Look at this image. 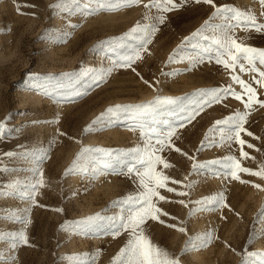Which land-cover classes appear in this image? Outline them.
<instances>
[{
  "label": "rangeland",
  "instance_id": "obj_1",
  "mask_svg": "<svg viewBox=\"0 0 264 264\" xmlns=\"http://www.w3.org/2000/svg\"><path fill=\"white\" fill-rule=\"evenodd\" d=\"M57 2L0 0V123L6 129L0 137V236L4 237L0 264H113L129 237L127 232L115 236L108 232L107 218L121 215L113 202L139 191L136 174H126L124 166L115 172L102 166L86 174L65 175V171L84 147L110 150L112 157L104 159H119L131 166L132 150L148 145L149 137L151 145L159 148L156 140L170 130L175 134L157 155L172 166L157 165V171L170 177L168 187L175 191L159 190L166 199L158 201V207L168 215L160 216L163 223L147 221L145 234L178 257L180 264H242L244 259L260 264V256L246 254L264 253V178L240 173L241 180L247 181L241 183L226 177L222 165L194 171L193 164L224 161L228 156L241 159L240 145L221 143L219 131L212 132L208 141L205 137L216 121L243 112V103L228 95L201 109L198 105L207 96L199 93L229 85L242 93L241 86L231 80L234 74L256 88L260 100H264V87L254 82L255 73H241L238 68L233 72L218 64L210 40L185 38L205 21L221 24L222 18H212L216 7L250 10L264 23V5L259 0H213L214 7L189 0L163 13L145 8L150 0H143L119 11L89 14L80 9L59 12L50 7ZM85 6L98 7L82 0L80 8ZM159 15L165 16L162 24L156 19ZM137 23H152L158 30L141 50V58L129 65L119 59L130 54L121 45L136 41L121 38ZM230 34L245 45L264 49V31L235 27ZM204 35L216 33L206 30ZM197 42L199 47H194ZM209 47L212 50L205 52ZM198 58L203 62L193 66ZM29 74L47 78L39 83L50 95L29 90ZM165 97L176 103L160 105L147 116L135 107ZM117 105L127 110L85 133L101 113ZM190 113L194 118L189 122ZM150 128L158 135H152ZM245 128L253 136L242 132L240 138L255 147L245 144L243 150L254 159H242L241 164L258 170L264 165V108L254 105ZM202 141L213 146L198 151ZM39 173L42 186L37 184ZM181 192L187 194L178 195ZM219 194L224 198L220 203L208 199ZM193 209L199 210L189 217ZM97 213L105 218L95 222L99 231L75 223ZM179 227L186 232L177 231ZM20 233L27 243L19 239ZM205 233L211 234L206 245L195 241V247L183 251L190 237Z\"/></svg>",
  "mask_w": 264,
  "mask_h": 264
},
{
  "label": "snow or ice",
  "instance_id": "obj_2",
  "mask_svg": "<svg viewBox=\"0 0 264 264\" xmlns=\"http://www.w3.org/2000/svg\"><path fill=\"white\" fill-rule=\"evenodd\" d=\"M88 3H95L98 5L97 8L87 9L80 8L82 0H58V2L50 7L59 10V12L71 13L76 9L81 11L92 13L99 11H119L123 7H129L132 5H138L143 2V0H87ZM189 2V0H180V3H176L175 0H150L148 4H145V8H156L157 10L166 13L173 11L181 7L184 3ZM196 3H205L213 5V0H195ZM261 5H264V0H259ZM19 7V6H18ZM231 14V15H228ZM220 17L223 22L221 24L215 25L210 23V21H205V24L197 32L193 33L191 37H186V40H196L197 38L203 40H210L213 45H215L216 51V62L222 64L226 69H230L233 72L238 68L241 73L252 72L256 75L253 76L254 82L260 87H264V49H257L248 45H245L242 41H238L234 35L230 34L235 27H242L245 30L254 29L257 32L264 31V23H259L257 17L250 10H241L235 7H216L212 18ZM210 18V20L212 19ZM146 19H151L146 17ZM158 23H164L165 16L159 15L157 18ZM235 22V23H231ZM155 24L149 23L141 25L137 23L124 37L121 38L122 42H126L129 38L136 41L135 44L122 43V47L125 48L130 54L122 55L119 57L120 60L127 62L129 65L135 60L140 59L141 50H145L146 45L151 42V39L155 32L157 31ZM206 30H212L216 35L209 37L205 36L204 32ZM139 34V35H134ZM194 47H199L197 42ZM212 49L205 48L204 51L208 52ZM226 57V58H225ZM174 56H170L169 60L172 61ZM203 62V58H198L193 62L195 63ZM258 77V78H257ZM47 79L45 77L34 76L29 74L26 82V87L29 90L38 89L43 95L48 96L50 93L47 88H45L40 81ZM231 80L239 84L242 93L235 92L231 85L223 89H210L199 93L201 97L207 96V99L203 101L202 104L198 105L199 108L203 106H210L212 103H219L226 96L231 95L236 100L241 101L244 105V111H236L234 114L224 118L223 120H218L213 125L212 129H209V133L206 134L205 141H208L209 136L214 131H219L220 142L225 141H235L241 147L240 158L236 159L233 156H228L224 161L214 160L205 162L203 164H193V170L206 169L212 165H222L223 174L226 177H230L233 180H238L241 183H247V181L241 180L240 173L249 174L264 178V165H260L258 170H253L248 167H243L241 164L242 159H254L250 157L249 153L244 151L243 148L245 144L249 149L255 146L251 143H247L245 140L241 139V133L244 132L248 136L252 137L253 133L245 128L248 117L252 111H254V105H259L264 108V100H260L257 95V90L250 83L241 79L239 75H232ZM245 97L247 99L245 100ZM176 100L173 98H157L154 102L135 106L140 110L141 114L144 116L150 115L158 106L160 105H170L175 104ZM125 106L117 105L115 108H109L104 113H101L99 117L96 118L85 129V133L96 130L97 125H102L106 118L117 115L121 111H126ZM196 115L199 113L196 112ZM194 118L193 114H189L187 119L189 122ZM183 126V124H181ZM143 128V125H141ZM6 129L2 123H0V137H3ZM152 135H158L154 128L148 130ZM174 131H168L166 136L156 140V143L160 145L159 148H155L151 145V137H149V144L144 148H136L132 150V160L131 166L119 159H104V157H112V152L107 149L102 148H91L84 147L77 154L76 158L73 160L72 164L65 171V175H70L73 173L86 174L93 169H98L102 166L104 169L115 172L118 168L122 166L127 168L126 174L135 173L138 178V188L139 191L135 195H128L121 198L118 201L113 202L114 205L121 208V215L118 218H107L110 220V224L107 227V231L111 232L112 235H118L120 232L128 233V240L126 241L124 247H122L113 259V264H180L178 257H173L166 249L156 245L153 241L145 234L144 226L147 221H160L161 215H168L163 212V210L158 207V201H164L166 198L160 195V189H166L169 192L175 191L173 188L168 187V181L170 177L164 174L163 171H157V165H162L164 169L170 168L172 165L168 163L161 156L157 155V152L163 151L166 142H170L171 137L174 135ZM142 135H146L142 132ZM259 139V137H254ZM201 142V148L213 146V142L205 143ZM180 151V149H175ZM259 151V149H256ZM7 155H12L8 153ZM184 155H187L184 153ZM43 157H41L42 159ZM192 159V157H189ZM219 174V173H214ZM39 180L37 184L43 185V175L39 173ZM172 183H179V181H172ZM33 190L36 185H33ZM191 187V185H188ZM253 187L261 188L259 184H254ZM3 193H0L2 195ZM187 193H178V195H186ZM214 203H220L223 201V194H219L216 197L208 198ZM183 204V201H179ZM199 203V202H197ZM187 206V205H185ZM227 206V205H225ZM199 209H193L189 212V217H191L195 211ZM105 219L99 213L95 216L88 217L84 221L75 222L78 226L84 225L88 231L93 230V226L99 231V226L95 225L96 221ZM163 223V221H160ZM168 227L175 228V225H167ZM64 227V226H62ZM177 231L186 232L183 227L176 228ZM19 239L24 243H27V238L24 233L18 234ZM0 236V239H3ZM251 239V238H250ZM211 240V234L205 233L201 236L190 237L189 241L186 242L184 252H187L191 247H195V241H200V246L206 245L207 242ZM246 255H258L260 256V264H264V253H251ZM69 260L78 261V257H68ZM86 264V262H83ZM242 264H248L247 259L242 260Z\"/></svg>",
  "mask_w": 264,
  "mask_h": 264
}]
</instances>
